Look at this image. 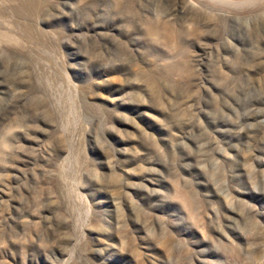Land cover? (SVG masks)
Returning <instances> with one entry per match:
<instances>
[{"label": "rangeland", "instance_id": "1", "mask_svg": "<svg viewBox=\"0 0 264 264\" xmlns=\"http://www.w3.org/2000/svg\"><path fill=\"white\" fill-rule=\"evenodd\" d=\"M0 264H264V0H0Z\"/></svg>", "mask_w": 264, "mask_h": 264}]
</instances>
